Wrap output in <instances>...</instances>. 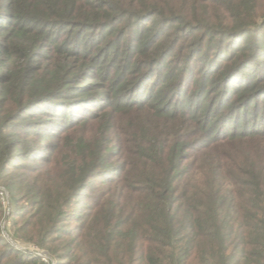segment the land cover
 <instances>
[{
    "label": "trees",
    "instance_id": "16d2710c",
    "mask_svg": "<svg viewBox=\"0 0 264 264\" xmlns=\"http://www.w3.org/2000/svg\"><path fill=\"white\" fill-rule=\"evenodd\" d=\"M0 264H264V0H0Z\"/></svg>",
    "mask_w": 264,
    "mask_h": 264
},
{
    "label": "rangeland",
    "instance_id": "374dc122",
    "mask_svg": "<svg viewBox=\"0 0 264 264\" xmlns=\"http://www.w3.org/2000/svg\"><path fill=\"white\" fill-rule=\"evenodd\" d=\"M0 192L2 193V195L4 196V200H5V205H2L6 208V212L7 214L9 213V208H10V205H9V194L8 192L6 191V189L3 187V186H0ZM5 193V194H4ZM1 198V202H2V197L0 196ZM2 232H1V235L5 238L6 242L10 245H12L13 247L16 248V246H20V247H23L25 249H29L31 250L30 248H32V246H28V245H20L18 243H15L14 241H12L9 237H8V230L10 228V225L8 223H4L3 226H2Z\"/></svg>",
    "mask_w": 264,
    "mask_h": 264
},
{
    "label": "built area",
    "instance_id": "2783aa9c",
    "mask_svg": "<svg viewBox=\"0 0 264 264\" xmlns=\"http://www.w3.org/2000/svg\"><path fill=\"white\" fill-rule=\"evenodd\" d=\"M0 196L2 197V205H5L4 196L2 195L1 192H0ZM16 249L18 251L32 255L35 258H38L44 264H54V261L48 255H46L44 252L38 250L35 246H32V248H30L31 250L25 249V248L20 247V246H16Z\"/></svg>",
    "mask_w": 264,
    "mask_h": 264
}]
</instances>
